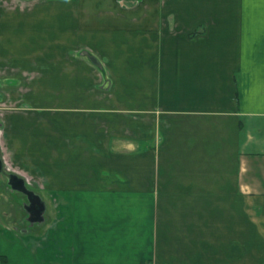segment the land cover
<instances>
[{"label": "crops", "instance_id": "1", "mask_svg": "<svg viewBox=\"0 0 264 264\" xmlns=\"http://www.w3.org/2000/svg\"><path fill=\"white\" fill-rule=\"evenodd\" d=\"M0 154L1 264H264V0L0 6Z\"/></svg>", "mask_w": 264, "mask_h": 264}, {"label": "rangeland", "instance_id": "2", "mask_svg": "<svg viewBox=\"0 0 264 264\" xmlns=\"http://www.w3.org/2000/svg\"><path fill=\"white\" fill-rule=\"evenodd\" d=\"M39 1L40 0H35L34 2L33 1L32 2H27V1H24V0H0V6H2L3 8H7V9H11V8H13V9L14 8L27 9L29 7L31 8L33 4H35L36 2H39ZM89 54L90 53H89L88 50L83 49V50L80 51V56L83 57V58L86 57L85 59H86L87 62L90 61ZM92 58H94V57H92ZM97 67H98V69H102L103 70L104 66L99 65ZM102 70H98V71L102 72ZM1 137H2V134H1ZM6 169H7L8 173L12 172L10 169H8V168H6ZM6 182H7L6 181V177L5 176H0V210L3 212L4 216L5 215L6 216H10L12 219L14 218V215H15L17 217V219L20 220L21 227H25L26 228V226L24 225L25 224L24 223L25 212L22 209V205H21L23 203L24 198H22V196L20 194L11 193L10 190L7 188V183ZM19 201L21 202V204L19 203ZM0 262L2 263L3 261L0 260Z\"/></svg>", "mask_w": 264, "mask_h": 264}, {"label": "water", "instance_id": "3", "mask_svg": "<svg viewBox=\"0 0 264 264\" xmlns=\"http://www.w3.org/2000/svg\"><path fill=\"white\" fill-rule=\"evenodd\" d=\"M1 171V161H0ZM8 184L15 190H18L27 196L28 205H25L24 209L30 214L29 221L32 223H39L43 219V212L45 205L38 194L33 193L26 189L24 181L17 176H9Z\"/></svg>", "mask_w": 264, "mask_h": 264}, {"label": "flooded vegetation", "instance_id": "4", "mask_svg": "<svg viewBox=\"0 0 264 264\" xmlns=\"http://www.w3.org/2000/svg\"><path fill=\"white\" fill-rule=\"evenodd\" d=\"M79 55H80V52H79ZM92 55H90L89 54V59H90V61L92 60V62H93V64H95L96 66H99V63L95 60V58H92L91 57ZM99 70H102V69H99ZM102 73H103V70H102ZM0 161H1V171H0V176H5L6 177V183H7V188L10 190V192L11 193H17V194H20L21 196H22V198H24V200H23V203L21 204V202L19 201V203L22 205V209L24 210V212H25V220H24V223H26V225L28 226V227H31L33 224H36V223H32L31 224V222L29 221V217H31L30 216V214L24 209V207H25V205H28L29 204V202H28V199H27V196L25 195V194H23L22 192H20V191H18V190H15V189H13L9 184H8V177L9 176H17L18 178H21L19 175H17V174H15V173H13V172H7V169L5 168V166H4V163H3V161H2V158H1V154H0ZM23 181H24V184H25V187H26V189L27 190H29V191H32L30 188H29V186L26 184V182H25V180L23 179V178H21ZM33 193H35V194H37L36 192H34V191H32ZM21 198V199H22ZM41 198V197H40ZM42 200V199H41Z\"/></svg>", "mask_w": 264, "mask_h": 264}, {"label": "trees", "instance_id": "5", "mask_svg": "<svg viewBox=\"0 0 264 264\" xmlns=\"http://www.w3.org/2000/svg\"><path fill=\"white\" fill-rule=\"evenodd\" d=\"M4 264V263H3Z\"/></svg>", "mask_w": 264, "mask_h": 264}]
</instances>
